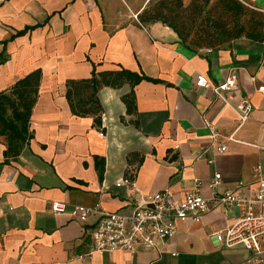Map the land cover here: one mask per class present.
<instances>
[{"label":"crops","instance_id":"0c3cea01","mask_svg":"<svg viewBox=\"0 0 264 264\" xmlns=\"http://www.w3.org/2000/svg\"><path fill=\"white\" fill-rule=\"evenodd\" d=\"M151 1L0 0V93L39 73L31 138L17 151L0 142V264H251L244 248H224L215 238L244 207L177 221L174 236L133 254L91 250L97 215L81 222L52 212L58 201L130 215L144 195L170 188L180 199L195 179L206 198L256 191L253 167L264 163L253 147L264 145V93L257 91L264 41L188 49L164 23L139 22ZM241 2L264 13V0ZM232 70L252 104L240 128L234 101L224 104L196 86L198 74L216 85ZM122 71L132 75L115 76ZM93 73L117 82L94 94L97 112L75 115L67 83ZM75 91L74 102L90 107V90ZM219 144L227 150L215 154ZM216 173L221 184L210 189Z\"/></svg>","mask_w":264,"mask_h":264},{"label":"built area","instance_id":"2783aa9c","mask_svg":"<svg viewBox=\"0 0 264 264\" xmlns=\"http://www.w3.org/2000/svg\"><path fill=\"white\" fill-rule=\"evenodd\" d=\"M134 18L136 19V16ZM196 86L210 89L215 98L224 104L234 101L238 128L248 120L252 104L239 94L236 70H232L221 83L216 85L211 84L205 75L198 74ZM257 91L264 93V86H259ZM203 123L209 127V123L204 118ZM229 140L236 141L233 136H230ZM253 147L264 153V145L257 144ZM212 150L215 154H222L226 152L227 147L219 144L214 145ZM205 152L206 150H202V153ZM212 161L211 158L207 160L208 163ZM253 175L256 191L251 198H242L228 191L206 198L201 193L202 180L195 179L193 187L186 190L180 199L176 198L170 188L144 195L130 215L101 211L98 206L87 208L58 201L52 202L51 209L56 214L67 213L81 222H85L90 215L95 214L99 217L91 233L92 251L113 253L123 250L133 254L138 249H155L157 240L174 236L177 221L197 222L202 215L221 206L225 210L244 207L243 214L233 219L223 231L216 233L215 238L224 248H244L249 253V263L264 264V163L257 162L254 165ZM221 181V175L216 173L206 185L210 189H215L220 186ZM122 183L129 184V180L124 179Z\"/></svg>","mask_w":264,"mask_h":264},{"label":"trees","instance_id":"16d2710c","mask_svg":"<svg viewBox=\"0 0 264 264\" xmlns=\"http://www.w3.org/2000/svg\"><path fill=\"white\" fill-rule=\"evenodd\" d=\"M152 0L138 14L142 24L162 22L171 28L188 49L218 48L224 43L241 38L264 41V13L245 5L241 0ZM0 55V64L3 63ZM122 71L115 76H131ZM107 73L98 79L93 73L89 80L78 83L68 82L67 100L75 115H88L97 112L98 104L94 94L102 85H114L117 79ZM144 78L134 76L135 82ZM39 73L16 82L7 92L0 93V137L7 141L8 148L18 150L31 138L29 120L34 106ZM90 90L88 102L81 106L73 100L75 90ZM77 92V91H75Z\"/></svg>","mask_w":264,"mask_h":264},{"label":"rangeland","instance_id":"374dc122","mask_svg":"<svg viewBox=\"0 0 264 264\" xmlns=\"http://www.w3.org/2000/svg\"><path fill=\"white\" fill-rule=\"evenodd\" d=\"M190 1H191V0H184V1H183V4L186 6V5H188V4L190 3ZM214 1H215V0H210V4H212ZM245 4H246V2H245ZM246 5L248 6V4H246ZM226 44H227V43H224V44L220 45V47H221V46H225ZM85 92H87V91H85ZM85 92H84V93H85ZM84 93H83V94H84ZM0 142L6 144V146L8 147L7 141H6V139H5L4 137H0Z\"/></svg>","mask_w":264,"mask_h":264}]
</instances>
